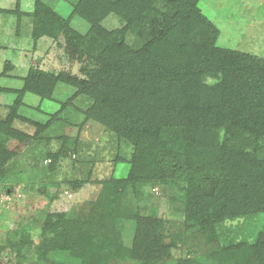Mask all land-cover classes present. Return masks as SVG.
<instances>
[{"label": "rangeland", "instance_id": "374dc122", "mask_svg": "<svg viewBox=\"0 0 264 264\" xmlns=\"http://www.w3.org/2000/svg\"><path fill=\"white\" fill-rule=\"evenodd\" d=\"M40 1L87 32L90 24L72 14V0ZM168 1L154 3L158 14L150 12L149 28L126 26L116 12L101 16L99 25L123 31L129 48L138 49L171 11ZM0 7L6 10L0 12V264H264V212L226 218L225 202L209 195L218 188L190 186L168 144L145 147L139 156L151 157L146 170L161 166L165 182L131 175L144 161L133 165L137 148L117 131L124 118L115 98L101 88L98 106L65 81L100 68L95 58L105 43L90 34L78 46L63 32L35 40L34 0H0ZM197 7L219 29L218 45L264 59V0H197ZM28 68L54 75L55 83L37 90L44 95H19L12 113L16 95L7 89L20 88ZM205 194L209 204L200 203ZM252 197L259 198L257 191ZM147 220L154 228L145 231ZM243 241L253 249L236 248Z\"/></svg>", "mask_w": 264, "mask_h": 264}, {"label": "trees", "instance_id": "16d2710c", "mask_svg": "<svg viewBox=\"0 0 264 264\" xmlns=\"http://www.w3.org/2000/svg\"><path fill=\"white\" fill-rule=\"evenodd\" d=\"M72 1V14L90 24L86 33L34 0L32 36L37 40L63 32L81 46L92 34L105 43L103 52L108 57L101 52L95 58L100 68L83 71L84 79L69 77L65 81L91 94L98 106L105 97L101 88L115 98L118 116L124 118L117 131L131 138L137 148L133 165L144 161L143 169L133 168L131 175L146 182H165L169 177L162 167L146 170L151 157L139 156L145 147L168 144L167 150L179 159L175 167L190 186L203 188L209 183L212 190L218 188L209 195H216L213 202H225L230 210L226 218L264 212V59L218 45L219 29L201 13L197 0H169L172 12L161 14L160 27L151 28L153 34L135 50L125 43L123 31L107 32L99 19L116 12L126 26L149 28L150 12L158 14L157 0ZM206 77L217 82L209 85ZM22 82L20 88L7 89L16 95L12 113L19 105V95L31 90L44 95L37 90L42 86L52 90L55 76L28 68ZM255 191L258 199L252 197ZM199 197L200 203L209 204L207 194ZM147 223V228L144 224L140 228H154ZM235 246L241 251L253 249L244 241Z\"/></svg>", "mask_w": 264, "mask_h": 264}, {"label": "crops", "instance_id": "0c3cea01", "mask_svg": "<svg viewBox=\"0 0 264 264\" xmlns=\"http://www.w3.org/2000/svg\"><path fill=\"white\" fill-rule=\"evenodd\" d=\"M3 47V46H0V48Z\"/></svg>", "mask_w": 264, "mask_h": 264}]
</instances>
